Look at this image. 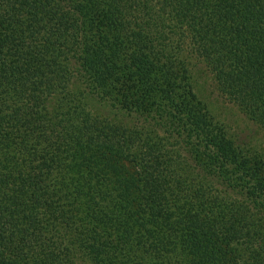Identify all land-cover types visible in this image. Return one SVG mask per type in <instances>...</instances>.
I'll return each mask as SVG.
<instances>
[{
  "label": "trees",
  "instance_id": "16d2710c",
  "mask_svg": "<svg viewBox=\"0 0 264 264\" xmlns=\"http://www.w3.org/2000/svg\"><path fill=\"white\" fill-rule=\"evenodd\" d=\"M264 0H0V264H264Z\"/></svg>",
  "mask_w": 264,
  "mask_h": 264
},
{
  "label": "rangeland",
  "instance_id": "374dc122",
  "mask_svg": "<svg viewBox=\"0 0 264 264\" xmlns=\"http://www.w3.org/2000/svg\"><path fill=\"white\" fill-rule=\"evenodd\" d=\"M194 71L198 83L195 91L202 101L207 104L211 113L236 131L243 139L252 138L254 143L264 149V130L256 127L245 118L236 106L220 97L216 91L214 80L205 67L201 64L196 65ZM79 264L88 263L80 262Z\"/></svg>",
  "mask_w": 264,
  "mask_h": 264
}]
</instances>
